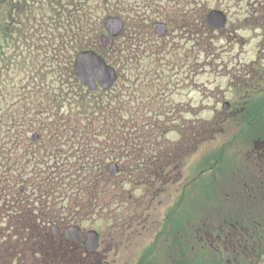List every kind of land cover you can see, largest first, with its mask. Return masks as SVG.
Listing matches in <instances>:
<instances>
[{"label":"rangeland","instance_id":"obj_1","mask_svg":"<svg viewBox=\"0 0 264 264\" xmlns=\"http://www.w3.org/2000/svg\"><path fill=\"white\" fill-rule=\"evenodd\" d=\"M175 2L178 3V6L174 9L173 4ZM251 2L253 1L232 0L231 2H227L225 0H166L146 2L143 0H137L135 3V0H91V8L93 9L92 11H94L96 7V12H94L101 21L100 34L103 35L107 33L104 30L105 28L103 22L105 18L111 13L121 16L124 21L126 20L125 22L127 25H133L141 19L138 18V15L140 16L145 12L143 9H147L145 12L148 14L147 18L145 16L140 22L142 25H144V22L152 24L154 21L161 19L174 21V19L178 18L180 15L182 16L184 13L190 15V9L193 4L198 10L196 15H192L190 18L194 21V23H196V25H199L196 36L193 34L195 39L194 42H196V47H194V50L196 52L195 55H197L196 61L198 69L196 70L195 75H193V72L191 73L188 68V64L182 65L186 62L189 63L188 58H184L185 61L181 63L180 69V78L182 80V84L179 90L174 89L173 86L170 88L173 93L171 97L160 98L159 96H161L160 93L162 92H160V90H162V82H165L170 78H174L176 75L175 69L173 70L172 65H169L170 68H168L167 71H164V69L166 70V65H163L164 69L162 70V76L156 78V76H151V71L156 64L155 62L153 63L152 58H156V56H151V58L148 57L147 59L142 60L141 56H138L137 58L141 61L138 62L133 60V65L129 63V60L125 63H123L124 61L120 59L117 60V64L122 71V81L120 82L121 86H123V83L125 84L126 82H133V75L136 73V70L140 73L139 70L144 68V65L147 63L148 67H146L145 74L147 87L146 91L143 92V95H146L148 98L144 97V100L142 101L143 106L147 105L145 110L148 111L151 110V108H154L153 110H155L159 107V103L162 108L164 107L163 103H166V105H168L170 108H174V105L177 106L178 104H181V107L177 110L181 111L183 114L181 122L175 127L177 129L170 130L168 134H166L164 138L160 139L155 146L150 147V149L159 150L162 152V155H158L159 160L157 162V166L152 168L150 167L149 163L138 165L137 168H135V166L134 170H137L139 177L135 179L133 178V182H130L132 178L129 177L117 179L121 181L119 184L123 183L122 185H124V188H119L121 192L115 191V189L107 191L105 198L102 200L104 210L99 214V216L101 218L116 217L120 219L117 220L118 223L124 221V223L121 225L114 223L112 225V231L119 230L118 239H121L124 242L122 248L127 245L128 247L126 249L131 251L133 247L134 252L131 253L133 256L136 254L137 250L141 249L148 243L149 240L154 237L155 231L159 226L158 221L160 220L163 222L164 217L168 215L167 212L170 208L166 207L170 206L173 202L178 201L179 196L177 194L179 193H174L175 186L177 185L176 182L178 181L182 182L180 185H182L183 188H187L186 190L182 189L186 191V193L183 196V203L179 208L178 214L179 218L184 221L182 222V228L177 229L176 231H174L175 228L169 224L168 227H170L171 230L170 232L164 234V237H166L165 239L168 241L172 239L171 237L173 234L183 240H185L186 236L188 235V233L187 235H184L185 232L183 231V228L191 227L189 222L192 220L189 218L193 215V213L192 215L188 216L191 211L186 205L187 202H190L191 198H194V200L199 203H208L209 207L212 204L221 205L223 203L225 207L235 209L234 207L238 202V199H235V192L238 190L237 186L243 180L242 171L243 162L245 159L243 160V158H241L237 153L239 152V146L237 144L239 139H234L231 142L228 141L231 137H233L232 132H229L231 131V128L234 124H226L225 121L221 122L223 117L214 123L218 115L221 114V107L219 105L217 110L213 108L214 96H211L213 93L211 89L214 88V90H217V86L222 88L226 84L228 73L226 72L225 66H219L218 64H221L222 56H225L231 51L229 50L228 46L223 49L224 46L222 47V45L225 43V40L220 38L221 35L219 37V35L216 33L207 34L205 30L202 31L201 22L198 24V21L200 15H204V13H202L203 11L208 12L213 8H219L224 11L229 10L232 16L231 25L243 26L245 29L240 30L239 34L244 36L246 39L244 43L236 44L234 50L232 51L237 53L239 50L245 49L250 51L247 59L253 58V47L256 42L254 39L253 28L251 26L253 23V18L249 19V17H247L245 14H242L241 17L237 16V12L241 10H251L253 8ZM115 3H117L116 6ZM147 4H150L149 9ZM140 6L142 8H140ZM204 7H206V9H202ZM1 9L0 26L7 24V22L4 20V17L2 16ZM134 9H138L140 12L142 10V12L138 13L134 11ZM165 11L169 12L165 13ZM91 19L93 22L94 17H91ZM7 20L8 19H6V21ZM127 25L124 31L125 34L128 32ZM111 29L112 31H115L116 27L111 26ZM183 31L186 32L187 28ZM122 32L116 35L118 36L116 40L118 43L122 42L120 47H122L123 50L126 48L127 51H129V46H135L131 41L126 43L125 38L121 36ZM46 33H48V31ZM186 35H189V33H186ZM0 36V45L3 46L0 55V69H2L0 70V80L3 83L0 95L2 94L3 89H6V93L8 95L12 94V96H16L23 92V85L27 87V83H35V85L32 87H36L40 81L35 80H44V78H46L47 81H52L51 79L54 75L50 72L48 77H46L47 73H45V71H51L52 69L51 66H47L49 61H47V63L44 61L47 55L44 52L45 49L33 48L35 50L33 56L37 57H34V59L29 58L26 62V66H23V59L26 57L28 52L26 44H24L23 41L5 43V38L1 31ZM212 38L217 39L213 41ZM200 39L202 40L199 43ZM169 40L171 42L174 41V44H172L175 45L173 49L177 48L176 43H178V38L176 40L169 38ZM184 40L185 39H183V42ZM186 40L188 46H190V39L186 38ZM114 46L116 47L117 44ZM170 47L171 45H168L167 48ZM107 49L108 47H106V50ZM182 49L185 50L184 47H182ZM96 51L101 50L96 49ZM212 53L214 54V61L211 60ZM120 54L125 55L122 51ZM173 57L174 55L169 56L168 53L164 58L168 60ZM129 58L132 60L130 56ZM4 63L6 65H4ZM40 68H42L41 71H38ZM134 68L136 69L135 71H133ZM147 70L149 71L150 75L147 73ZM190 76H192V81L194 85H196L195 87H191V85L189 86ZM216 77L217 79H215ZM129 89L131 88L129 87ZM134 89L136 90V87H134ZM28 91H30L29 87L25 89V92ZM6 103H8V101L0 105L1 112H4L2 107L6 105ZM147 103H149V105ZM131 104L133 105L134 102H131ZM21 107L22 105H18V111L21 109ZM4 109L6 110V108ZM216 112H218V114ZM150 113L147 112V116H151L152 113ZM160 117L161 116L159 115V120H161ZM0 122H3L0 124L3 131L1 136L4 137L1 143L5 151L11 153L14 152V150H17L18 153H21V150H24L26 145L19 142L13 143V136L15 135L17 127L8 126L10 124H7V119L5 121L3 120L1 113ZM216 124H219L225 128L226 131L223 133H215L216 137L215 140H213V135H209V131L211 127ZM172 126L173 125L170 124L168 127ZM203 132L205 137L203 140L198 141L201 144L195 148V146L192 145L195 139L194 137L195 135ZM191 135H194V137ZM184 147L186 149L189 148V151L185 152L181 156L180 150L184 149ZM177 153H180L179 158H177ZM58 155L64 159L63 154ZM67 160L70 163H75L72 162L75 161L74 157H69ZM33 162H35V160H33ZM51 163H53V158H51V162L49 164L51 165ZM46 164H48V162L43 160V162L39 164L33 165V163L30 162L29 164L23 165V168L26 171L22 173V179L17 184L15 192L20 190V193H17V198L20 197L21 199L23 197L26 200L24 203L27 204V207L21 206L20 208L16 207L14 209L12 207L7 208V206L3 207V202L7 197L0 196V251H12L13 249L11 248L13 247H11V245L19 243L20 248L17 249L22 250L25 245L35 247L38 251L36 255L41 256V251H44L46 247L51 245L50 243L45 242L46 237L43 236L44 234H49L51 232L50 221L46 219L44 220L43 217L46 211L56 207L60 208L62 206V213L66 215H69L71 210L75 212H81L88 219V221H86L83 226L85 229H94L97 227V225L101 224L107 227L106 229L109 228L107 222L100 220L96 221L97 217L95 218V215H85L87 214L86 212L91 210V208H95L94 205L92 206L93 200L87 199V196L86 199L85 196H83L82 199V205L86 209L81 210V208H77L76 205V199H78V196L73 194V192H69V197L64 201H62L60 198H56L57 196L53 197V194L48 195L47 193H44L46 196H43L39 193L38 185L42 175L38 171L40 170L44 174L47 172H54L52 165L46 166ZM15 165L16 164L13 162L9 165L11 168L8 171L9 175L16 176L14 171ZM49 167H51L53 171ZM7 168L8 166H0V174ZM35 168L38 171L32 170ZM45 169H49V171ZM143 172H146V174H142ZM142 175H144V177ZM194 175L199 177L198 180L196 179V182L193 184V186H196V189L191 188V184H189ZM33 176L34 179L29 178ZM174 180L176 181L173 182ZM2 186L3 185L0 187ZM46 191L50 192V190H45L44 192ZM145 192H148L149 204H147ZM100 195L101 194H99V196ZM8 198L11 199L10 196H8ZM108 202H111V204H108ZM108 206H110L109 209H106ZM145 210L149 211V214H147V212L145 213ZM52 212L53 213H51V216L57 214L56 209L52 210ZM222 212L223 211L220 210L219 215H221ZM143 213H145L144 216H142ZM212 214L214 217H216L214 213ZM136 217L143 218V226H140L138 230L135 229V224L133 221V219ZM179 218H174V223H176L177 226H179L181 223V220H178ZM108 231L110 230H106L105 234L108 235ZM28 235L31 236V240L28 239ZM128 239L129 241H127ZM129 250L122 252L123 255H126V257L121 258L123 263L127 262L129 255H131L129 254ZM2 255H4V253H1L0 256ZM151 257V259L154 261L159 260L160 264H163L164 262V258L161 257V254H153ZM134 258L135 257H133V260ZM127 264H132V259H130Z\"/></svg>","mask_w":264,"mask_h":264},{"label":"flooded vegetation","instance_id":"obj_2","mask_svg":"<svg viewBox=\"0 0 264 264\" xmlns=\"http://www.w3.org/2000/svg\"><path fill=\"white\" fill-rule=\"evenodd\" d=\"M225 1L231 2L232 0ZM251 1L254 2V9L241 10L237 12V16L241 17L242 14H245L249 19L253 18L251 26L256 40L253 47V58L247 59L250 53L248 50L242 49L237 53L232 51L236 44L245 42V37L239 34V31L245 28L240 25H231V12L227 10V25L216 34L219 37L221 35L220 38L225 40L222 45L223 49L228 46L231 51L222 56V62L218 64L225 66L228 79L224 87L217 86V90L211 89L213 91L211 96H214L213 108L217 110L219 105L221 107V114L218 115L214 123L223 117L224 120L222 119L221 122L234 124L229 132H232L233 137L228 141L239 139L237 142L239 152L237 153L243 160L245 159L242 171L243 180L235 192V199H238L235 209L227 208L223 203L221 205L212 204L209 207L208 203H199L191 198L190 202L186 203L191 211L188 216L193 213L189 218L192 220L189 222L191 227L183 228L184 235L188 233L189 237L187 235L183 240L173 234L172 239L168 241L164 234L170 232L169 224L176 231L182 228L184 221L178 216L179 208L183 203V198L180 196L178 201L166 207L170 210L178 207L174 215L175 218L181 220L180 225L177 226L174 223L175 219L168 215L164 217L163 222L159 220L154 237L137 250L133 256L131 254L134 252L133 247L131 251L126 249L127 245L122 248L124 242L118 239L119 230L112 231L114 223L121 225L124 221L118 223L117 220L120 219L116 217L101 218L99 214L104 210V205L99 202L96 221L107 222L109 228L106 229L107 227L103 224L97 225L95 228L99 237L96 248L91 249L87 245L89 229L83 227L85 218L64 217L58 222L55 232L43 235L46 237L45 242L51 245L41 251V256L36 255L38 251L35 247L25 245L22 250L17 249L20 248V244L17 243L11 245L12 251H0V255L4 253L0 256V264H127L130 259H132V264H160L159 260L151 259L153 254H161V257L164 258L163 264H264V0ZM116 5L117 3H115ZM0 9L5 22L12 24L18 32L26 30L46 32L53 25L55 27L58 24H62L67 31L70 30L74 33L82 31L86 26L89 30L94 29L95 32L101 29V21L95 14L96 7L95 12L92 11L91 0H4L0 2ZM196 13L197 9L193 4L190 14L192 16ZM91 17H94L93 22ZM6 19L8 20L6 21ZM178 29L180 30V24H178ZM10 31V27H7L5 33ZM170 31L167 24V33ZM216 39L212 38L213 41ZM176 44L177 48L173 49V46L170 48L171 50H165V47L157 50L161 55L159 59L161 65H166L165 71L170 68L169 65H172L176 74L174 78L162 83L161 96L171 97L173 93L170 88L173 86L174 89L179 90L182 84L180 69L186 52L181 48L180 38ZM191 44L190 69L191 73L193 72L195 75L197 58L194 47H196V42L193 40ZM147 51L153 53L150 49ZM168 53L169 56L174 55V57L168 60L164 58ZM211 60L214 61L213 53ZM190 85L191 87L196 86L192 81V76H190ZM216 113L218 114V112ZM211 128L213 140L216 137L215 133L226 131L219 124L213 125ZM196 144L195 142V148ZM133 174L138 173H131L130 176ZM142 174H146V172ZM142 176L144 177V175ZM198 178L197 175L193 176L189 182L191 188L196 189L193 184ZM131 181L133 182V180ZM176 184L174 193H179L177 194L179 196L182 189L186 190L187 188L180 185L181 181ZM145 193L147 204H149L148 192ZM220 210L223 211L221 215H219ZM146 212L149 214V211L145 210ZM133 221L136 230L143 226V218L136 217ZM74 226H79L81 232H71L70 228ZM106 230H110L108 235L105 234ZM28 239L31 240L30 235H28ZM128 250L131 255H129L128 261L123 263L121 258L126 255H123L122 252ZM133 257H135L134 260Z\"/></svg>","mask_w":264,"mask_h":264},{"label":"trees","instance_id":"obj_3","mask_svg":"<svg viewBox=\"0 0 264 264\" xmlns=\"http://www.w3.org/2000/svg\"><path fill=\"white\" fill-rule=\"evenodd\" d=\"M202 9H206V7ZM202 13L204 15H200L198 24L201 22L202 31L205 30L208 34L207 12L203 11ZM170 22L176 25V20ZM177 22L181 24L182 30L187 28V31L190 32L192 24L189 18L182 16L181 19H177ZM196 26L198 29L199 25ZM88 34L78 35L76 41L86 40ZM129 34H135L136 37L129 38V35H123L126 43L136 39L139 45L144 43L143 40L147 36L143 32ZM19 36L36 42L38 35L22 34ZM56 37H65V35L54 36L53 46L55 47L46 48L44 51L47 54L44 61H49L48 66L52 67L51 71H45L46 77L51 72L54 75L52 81H47L46 78L35 80L40 81L36 87H32L35 83H27V87L23 85V92L16 96L8 95L6 89H3L0 95V105L8 101L2 107L4 112H1L0 108L3 120L7 119V124H10L8 126L17 127L13 136V143L19 142L26 145L21 153H18L17 150L11 153L5 151L1 143L4 137L1 136L3 131L2 126H0V166H8L0 174V186L3 185L0 187V196L7 197L5 198L6 205L13 209L21 206L27 207L23 197L17 198V193H20V190L15 192L17 184L22 179V173L26 171L23 168L24 164L32 162L35 165L45 160L48 162L46 166L52 165L54 172L45 174L36 168L32 169L33 171L37 170L42 175L38 185L39 193L43 196H46L44 193L53 194V197L57 196L56 198L64 201L69 197V192H73L79 199H76L78 208L82 206L83 196L96 201L99 193L108 191L113 178L107 173L109 161H117L120 164V172H122L120 175L124 174V176H130L129 173L134 170L135 166L137 168L138 165L145 163H149L152 168L156 167L160 152L150 149L153 145L155 146L154 142L149 144L144 143L143 140H155L164 137L168 132L169 122L167 119L169 114L158 111L159 109L151 111V114L150 111L145 110L147 105L143 106L144 97H148L143 95V92L146 91L143 81L137 82V80L145 74L144 68L140 69V73H136L131 85H128V82L123 83V86L117 83L109 91H89L77 80L75 75L73 55L77 49H71L64 42L59 44L55 39ZM7 42H13V38L7 39L5 37V43ZM86 42L89 43L90 41ZM132 44L135 47L129 46V51L126 48L123 50L122 47L113 52L110 51V47L107 50L101 49V51L109 61L111 60V63H117L115 60L118 59L125 63L132 53H142L143 46L137 50L139 46ZM2 47L0 45V55ZM27 50L28 53L23 59V66H26L27 58L34 59L37 57L33 56L35 50L32 46L29 45ZM121 51L125 55L120 54ZM4 65L6 64L4 63ZM153 75L157 77L156 72H153ZM2 85L0 80V91ZM133 85L139 87L136 90L129 89ZM28 87L30 91L25 92ZM10 96L16 99H12ZM131 102L134 104L132 105ZM18 105H22L19 111ZM158 108H160V103ZM147 112L151 116H147ZM159 115L162 121L159 120ZM31 134L36 139H33ZM58 154H63L64 159ZM69 157H74L75 161L72 162L75 163L68 162ZM51 158H53V163L50 165ZM12 162L16 164L14 169L16 176L8 174L11 169L9 165ZM45 170L49 171V169ZM117 177L119 175L115 176V178ZM29 178L34 179V176ZM113 185L115 186L116 183ZM120 186L118 185V187ZM45 190H50V192H44ZM62 208V206L56 207L46 212L53 213L52 210L56 209L57 216H59L62 214Z\"/></svg>","mask_w":264,"mask_h":264},{"label":"water","instance_id":"obj_4","mask_svg":"<svg viewBox=\"0 0 264 264\" xmlns=\"http://www.w3.org/2000/svg\"><path fill=\"white\" fill-rule=\"evenodd\" d=\"M208 19L211 26L216 29L222 28L226 23L225 15L219 10L211 11ZM158 25L160 24H156V26ZM106 26L111 31V26H120V20L109 18L106 21ZM75 71L78 79L92 90L97 88L98 83L103 88L109 89L118 78L115 69L109 66L102 56L92 50L82 51L77 55ZM109 169L113 172L117 170L114 164H111ZM93 233L90 232V237H92Z\"/></svg>","mask_w":264,"mask_h":264}]
</instances>
